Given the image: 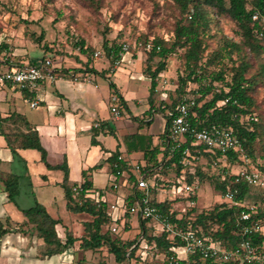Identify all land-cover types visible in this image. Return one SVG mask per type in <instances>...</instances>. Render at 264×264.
<instances>
[{
    "label": "trees",
    "instance_id": "trees-1",
    "mask_svg": "<svg viewBox=\"0 0 264 264\" xmlns=\"http://www.w3.org/2000/svg\"><path fill=\"white\" fill-rule=\"evenodd\" d=\"M171 2L180 14L173 28V37L168 40L160 37L150 40L152 48L148 50L147 62L150 63L155 57H159L160 60L154 71H151L150 66L143 70L151 79L149 99L153 104L152 107L154 108L156 77L166 69L168 57L182 50L183 71L178 76L176 87L178 96L166 104L167 109L176 114V106L182 99L195 100L190 107V121L193 126L198 129L212 126L233 127L252 164L244 163L239 151L231 150L223 153L196 143L191 134H186L184 147H190L191 154L198 156V159L189 157L196 168L195 173L191 172L190 167L183 164L184 147L170 155L167 143L164 142L169 133L172 115H169L168 111L162 107L154 110H158L166 119L165 129L160 134V144L153 145L152 137H144L140 146L131 145L128 140V148L130 151L144 152L145 169L163 165L158 174L163 177L161 182L165 186L177 183L178 177H181L185 170L186 182L196 184L195 192L185 196H178L175 199L167 198L163 201H157L156 196L154 197L153 204L169 217L171 223L180 228L192 229L204 236L212 237L229 249L236 247L243 239H250L261 245L264 242V231L244 232L243 227L252 221H259L264 225V202L258 203V211L252 215L250 220L239 219L243 210H249L245 203V196L250 187L245 182H235L236 172H233V167L234 164L243 162L242 168L256 169L264 173V153L258 147V145L261 146L264 136V118L256 112L260 106L255 95L260 86L264 87V0H171ZM256 11L260 15L255 19ZM212 13L227 14L238 27L237 33L241 38L240 41L226 37L222 46L207 52L206 35L211 28ZM43 39V33L37 37L39 42ZM76 45L82 53H88L89 49L85 47L83 39L77 41ZM123 45L121 47L117 44L111 45L108 39H105L103 43L106 54L114 60L120 58ZM43 46L51 50L46 43ZM8 48L6 41L0 40V52L6 51L7 54ZM44 58L45 56L42 59ZM253 60L260 64L257 70L253 69ZM36 62L37 60L31 63ZM190 83L195 84L196 89H188ZM189 93L193 95L190 96ZM13 117L16 120L25 119L21 114L13 113L4 120ZM20 130L18 127L17 131L8 135V144L12 150L17 153V148L38 149L49 168L63 169L65 178L62 185L68 210L89 215V219L84 221V234L78 238L74 237L72 232H68L67 239L63 242L57 231V225L61 219L53 218L44 205L38 201L34 206L24 209L23 213L28 223L32 224L34 230L44 240L47 254L60 253L80 239V247L84 251H92L95 257L98 256L97 264H109L107 260L111 255L116 262L128 264L134 256L141 258L148 245H155L157 251L167 252H170L173 245H181L179 239L171 240L168 232L158 233L153 227L147 226V221L144 219H140L141 232L134 238L124 237L120 231L112 232L108 228L112 223L108 214V202L96 198L97 191L93 187V182L88 180L87 173H83L85 180L80 185H71L68 182L67 164L52 165L48 162L37 131L30 129L29 132H23ZM130 138L132 136L128 139ZM162 145H166L165 149ZM257 152H260L259 156ZM120 154L116 153L112 157L117 159ZM159 154L161 157H158ZM200 159L205 166L200 164ZM215 163L222 166L220 172L215 171ZM18 178L12 175L6 181L8 196L11 200H15L18 194ZM204 178L212 181L214 188L222 197L227 190L237 187L238 192L235 196L237 203L233 204L223 199L208 209H199L196 205L183 207L185 210L179 208L178 204L197 199L196 189ZM133 199V194L127 197V206L133 202ZM129 218L130 213L126 212L116 222L118 226L123 223V231L127 229ZM105 226L106 230H104ZM4 230L0 224V231ZM191 261L193 264H213L208 259H200L197 255L191 256Z\"/></svg>",
    "mask_w": 264,
    "mask_h": 264
},
{
    "label": "crops",
    "instance_id": "crops-1",
    "mask_svg": "<svg viewBox=\"0 0 264 264\" xmlns=\"http://www.w3.org/2000/svg\"><path fill=\"white\" fill-rule=\"evenodd\" d=\"M75 57L79 62L75 67L66 69L60 61L56 63V79L42 82L43 100L38 107L30 105L27 93L9 83L0 84V224L5 229L0 231L3 238L0 264H94L96 260L92 251L80 247V239L60 253L47 254L44 240L28 223L23 210L38 201L53 218L61 219L57 231L65 242L68 232L78 238L84 234V221L89 215L68 210L62 185L63 169L49 168L38 149L17 148V153L12 150L8 135L18 127L23 132L37 131L48 162L67 164L71 185H80L86 172L97 192L101 189L96 183V174L103 169L112 174L114 154L121 153L129 161L145 163L144 152L130 151L128 140L137 146L144 137H152L153 145L161 142L160 134L166 121L161 128L155 126V108L150 102V94L139 96L137 91L145 86L151 93V79H145L140 54L122 52L120 58L114 60L108 55L89 58L79 51ZM42 58L30 57V52L25 49L16 48L7 54L3 51L0 52V69L6 71L16 63H31ZM4 60L9 63H1ZM157 90L156 86L154 92ZM114 94L119 97V118L113 116L110 108ZM13 113L21 114L25 119L4 120ZM130 136L132 138L128 139ZM12 175L19 177L15 200L9 198L6 188V181ZM118 191L121 194L117 196L125 200L131 194L127 187ZM100 192L102 195L105 191ZM127 228L125 233L136 232L130 236L134 238L141 232L140 218L130 215ZM154 230L159 233L156 227ZM151 260L144 259L143 264H152Z\"/></svg>",
    "mask_w": 264,
    "mask_h": 264
},
{
    "label": "rangeland",
    "instance_id": "rangeland-1",
    "mask_svg": "<svg viewBox=\"0 0 264 264\" xmlns=\"http://www.w3.org/2000/svg\"><path fill=\"white\" fill-rule=\"evenodd\" d=\"M179 17V11L171 0H0V40L3 39L9 45L8 53L16 48L25 49L30 52V57H50L55 64L60 61L67 69L79 65L77 57H75V53L80 51L76 45L77 41L83 39L85 47L89 49L88 57L96 58L95 51H101L103 56L107 55L103 43L105 39H108L111 45L117 44L121 47L123 44H128L131 54L135 56L140 54L143 57V70L150 66L151 71H154L160 58L155 57L148 63L149 49L146 48V45L156 37L171 39L174 34L175 22ZM237 29L236 23L227 14L212 13L211 28L206 35L207 52L222 46L226 37L240 41ZM42 33L44 39L39 42L37 37ZM44 43L47 47H51V50L45 49ZM181 52L182 50H179L170 55L167 59L166 69L156 77L158 90L154 95L155 109L160 108L159 92L167 91L169 101L178 96V92H176L178 76L183 71ZM253 61V69L257 70L260 64L258 61ZM3 62L6 64L9 63V60L1 61V63ZM16 64L21 65L22 63ZM145 76H147L146 73ZM148 78V76L145 77L146 81H150ZM191 88L196 89V85L190 83L188 89ZM137 91L139 96L150 94L149 88L145 86L139 87ZM189 95L193 94L189 93ZM255 95L260 106L256 112L264 118V87L260 86ZM113 104L120 109L119 101L113 103L110 100V108ZM153 115L155 126L157 128L164 126L166 120L163 114L157 110ZM258 147L264 153V136L261 146L258 145ZM256 154L259 156L260 152ZM246 160L249 161V165L252 164L250 158ZM199 161L205 166L204 162L201 163V159ZM244 163H246L245 160ZM244 163L234 164L233 172L239 171ZM215 167L216 172L221 171L222 166L218 163ZM98 172L96 183L102 191H105L102 198L109 202H122L121 198L117 196L121 192L111 190L112 174H108L105 169ZM196 191L198 193L197 201H189L190 203L186 201L178 204V207L196 205L199 209H208L224 199L208 178L201 180ZM172 195L169 184H167L165 191L159 192L158 197L164 199V197H172ZM263 198V188L253 185L250 186L245 196V203L247 205L262 203L264 202ZM106 229L105 226L104 230ZM120 233L127 238L136 234V232L125 233L122 229ZM108 257H111L112 260L111 263L108 258L109 264H117L114 257ZM97 261L98 256L93 263L97 264ZM132 261L130 264H143V253L141 258L134 256ZM151 263L162 264L163 260L155 258Z\"/></svg>",
    "mask_w": 264,
    "mask_h": 264
},
{
    "label": "built area",
    "instance_id": "built-area-1",
    "mask_svg": "<svg viewBox=\"0 0 264 264\" xmlns=\"http://www.w3.org/2000/svg\"><path fill=\"white\" fill-rule=\"evenodd\" d=\"M259 15L260 13L256 11L254 18H258ZM146 48H152L150 41L147 43ZM124 52H129L128 44L123 45ZM94 56L97 58L101 57L102 52L95 51ZM56 72L57 66L53 59L45 57L36 63L14 64L6 71L0 69V84L9 83L27 93L30 105L38 107L43 100L40 93L42 82L45 79L55 80ZM159 94L160 107L166 109L169 115H172L169 133L164 140L167 143L170 155L181 150L184 147V136L191 134L195 138L196 143L205 145L211 149H217L223 153L231 150L239 151L241 158L249 164V161L246 160L248 157L244 152L242 142L235 134L233 127L212 126L198 129L190 121V107L195 103V100L187 101L186 99H182L177 104V112L174 114L166 107L170 99L168 92L161 91ZM111 100L113 103L118 102V95L114 94ZM111 111L115 118L121 117V111L117 105L113 104ZM165 147L166 145H162V148L165 149ZM191 153L190 147H184L182 151L183 164L186 167H190L191 172L195 173L196 168L189 157L192 156L198 159V156H194ZM112 166L113 179L111 190L118 191L123 187H127L130 189V193L134 195V199L129 206H127L125 198L121 199L122 202L108 204V214L112 219V223L108 228L112 232L119 231V226L116 222L126 212H129L131 216L146 220L149 227L155 226L159 230V233L163 231L168 232L171 240L179 239L181 241V245H173L170 252L157 251L155 245H148L147 249L143 251L144 259L161 258L163 260L162 264H193L191 256L197 255L200 259H208L213 264H264V242L260 245L252 242L250 239H243L236 247L229 249L212 237L204 236L192 229H183L174 225L169 220V217L153 204L155 196L157 201H163L167 198L175 199L178 196H185L195 192L196 184H190L185 180L186 170L183 171L181 177H178L177 183L169 185L170 191L173 194L172 197L160 199L158 194L163 190L165 191L166 187L161 182L163 177L158 174L163 165L145 169L143 163L129 161L120 154ZM235 182H245L249 187L253 185L260 186L264 190V173L256 169L248 170L242 168L236 172ZM237 192V187L229 189L223 197L226 201L236 204L235 196ZM95 196L98 200L107 201L102 198L99 192H96ZM258 206L259 204L248 205L249 210H243L239 219L242 221L250 220L252 215L257 213ZM243 229L244 232H251L253 230L264 231V225L259 221H252V223L244 225ZM2 240V233L0 232V245Z\"/></svg>",
    "mask_w": 264,
    "mask_h": 264
}]
</instances>
